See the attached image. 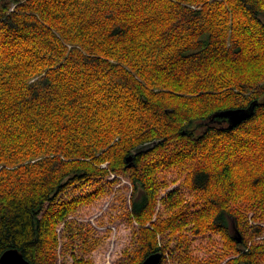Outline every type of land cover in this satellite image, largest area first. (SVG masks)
Returning a JSON list of instances; mask_svg holds the SVG:
<instances>
[{"label":"trees","instance_id":"16d2710c","mask_svg":"<svg viewBox=\"0 0 264 264\" xmlns=\"http://www.w3.org/2000/svg\"><path fill=\"white\" fill-rule=\"evenodd\" d=\"M122 178L117 264H264V0H0V257L96 264Z\"/></svg>","mask_w":264,"mask_h":264},{"label":"rangeland","instance_id":"374dc122","mask_svg":"<svg viewBox=\"0 0 264 264\" xmlns=\"http://www.w3.org/2000/svg\"><path fill=\"white\" fill-rule=\"evenodd\" d=\"M121 184L122 186H115L93 203L80 207L71 217L72 223L77 226L74 230L82 232L79 237H89V243L84 249L90 246L94 248L87 255L96 264H117L123 261L124 252L131 246L133 229L123 219L127 205L125 199H128L131 189L127 179L122 178ZM205 242V238L195 242V252L198 255L203 254ZM75 247L81 252L85 247L83 239L76 241Z\"/></svg>","mask_w":264,"mask_h":264},{"label":"water","instance_id":"95a60500","mask_svg":"<svg viewBox=\"0 0 264 264\" xmlns=\"http://www.w3.org/2000/svg\"><path fill=\"white\" fill-rule=\"evenodd\" d=\"M132 157L128 158V161H131ZM241 242V239H239ZM162 262V254L155 253L148 256L142 264H161ZM0 264H32L29 260H27L24 255L15 248H11L6 250L2 256L0 257Z\"/></svg>","mask_w":264,"mask_h":264},{"label":"bare ground","instance_id":"6f19581e","mask_svg":"<svg viewBox=\"0 0 264 264\" xmlns=\"http://www.w3.org/2000/svg\"><path fill=\"white\" fill-rule=\"evenodd\" d=\"M84 16V15H83ZM86 20V19H85ZM56 24V23H55ZM83 31V30H82Z\"/></svg>","mask_w":264,"mask_h":264}]
</instances>
